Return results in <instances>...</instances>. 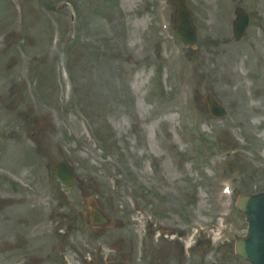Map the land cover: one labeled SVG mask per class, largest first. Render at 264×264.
Here are the masks:
<instances>
[{
	"label": "rangeland",
	"instance_id": "rangeland-1",
	"mask_svg": "<svg viewBox=\"0 0 264 264\" xmlns=\"http://www.w3.org/2000/svg\"><path fill=\"white\" fill-rule=\"evenodd\" d=\"M3 10L0 9V14L4 11V22L0 20V26H3V30L6 29V24L10 21V12L12 5L11 0H3ZM59 0H51V3L58 2ZM149 0H126V4H122V12H119L116 7H105L103 0H76L77 9L79 15L82 17V40H79L76 45L72 60L70 63L71 75L75 84V97L79 100V107H81L88 118L96 125V130L100 138L104 141H114V136H123L134 129L137 121L146 122V139L147 145H144L141 141L137 143V151L134 157H129V160L122 161L124 171L122 172L123 181L116 182L111 180V174L116 171L111 168H103L96 166L95 174L101 181H107V191L113 192L115 196V208L117 211V217L123 218L126 211H131L133 206L141 205V197L143 194L144 184L141 177L145 171L146 166L144 164V156L146 150H153L155 153H159L163 148L162 138L155 136L157 128L161 127L158 121L161 119L162 113L172 104L177 103V96L175 94V83L170 80L165 84L164 89L158 86L148 84L147 79L150 75L145 74L143 69L139 71V92L133 93L130 90L129 82L125 79L128 69L132 68V65L127 62L128 55L124 54L123 43V30L121 27L122 19L128 20L130 32L134 40L137 42V46L133 51L134 55L138 59L142 58L145 53H150L154 47L156 37L151 32L150 20L151 17L142 15L144 6L147 5ZM204 1H207L206 3ZM234 0H198L197 14L202 22L208 19L207 13H213L211 17L215 21V25L211 27L209 32L202 23L198 22L201 28V47L206 48L207 52H213L215 56H208L209 62L207 64L208 76L204 82L197 88L214 87L224 88L228 81L227 73L223 72V68L226 66V60L224 59L223 52L220 50L218 40L216 42H207V39L214 40V34L218 30L217 27L222 21L226 22V19L231 16V9ZM240 6H243L246 11L251 15L253 27L252 33L246 38L241 48L250 46L252 48L253 38H257L259 33L256 25L259 22L260 16L264 13V0H237ZM259 7L257 8L258 3ZM26 7V13L33 19L23 20L22 33L16 36L9 42L10 48L0 53V178H4V183H10L17 188H23L25 196H29L33 193L39 194L45 185L38 187L36 184V175L41 174L47 176V167L52 168L56 163L61 161L70 162L77 172L80 180H88L92 175L91 169L88 165L84 164L81 159L79 142H74L69 145H57L54 143L56 140L51 132V127L48 125L46 131L44 123L36 115H43L47 109L52 112V118H56L55 110L53 107H58V101L60 98V89H58V80L55 74L50 70L47 56L44 53V36L43 29L38 27L37 20H42L43 17L38 16L42 14V5L38 0H31V4L24 3ZM257 8V9H256ZM35 10V11H34ZM255 11V12H254ZM35 12V15H33ZM37 22V23H36ZM262 34L258 36V40H261ZM256 40V39H255ZM25 50V57H21L17 54V48ZM240 49V48H238ZM196 54V53H195ZM233 58L234 56L231 55ZM251 61L255 57V53L251 54ZM25 58L28 61L27 69L25 66H21V63L17 65L19 60ZM218 58V59H217ZM217 60V61H216ZM239 60H242L239 58ZM255 60H259L256 58ZM245 62V63H244ZM242 62V66L245 67V71L250 70L246 61ZM255 62V61H254ZM17 65V66H16ZM249 75H251L249 73ZM22 78V84L17 87L16 81L18 77ZM255 76L256 73H255ZM252 85V84H251ZM32 86V87H31ZM259 92V87L253 84ZM221 94V93H220ZM219 94V95H220ZM157 98L161 104L162 111L157 113L156 118L152 121L147 119V113L151 112L155 107L153 99ZM172 98V100H167ZM20 118V120L18 119ZM112 118L116 121L113 122ZM64 119L73 123L74 118L70 116H64ZM17 121V124L14 123ZM69 120V121H68ZM241 119L237 116L230 117L229 122L232 124L239 123ZM29 124L33 127L32 132L38 130L40 132L41 143L36 146L37 151L40 153L44 161L37 167H29L28 165L20 166L19 162H27L28 164H36L37 161L33 157V153H26L22 149V144L19 140L16 141L14 132L18 131L19 126L23 123ZM55 123V122H54ZM111 124H116L119 128L115 132L109 130ZM215 124H219L216 122ZM209 134V128H205ZM256 132L260 134L261 141L258 143L264 151V129H260L259 124L256 125ZM204 131V129H202ZM126 132V133H125ZM158 132V131H157ZM60 133H57V136ZM107 135V138L104 135ZM139 138V136H137ZM208 144L201 142L203 147L208 148L212 146L210 136L208 135ZM11 146H16V150H12L15 155H9L6 152L7 143ZM13 141L14 143H11ZM115 142V141H114ZM124 142V138H123ZM178 142L177 151L183 150V144ZM125 144V142H124ZM256 144L257 148H260ZM56 148H62L63 151H58ZM195 152L193 153L195 161L193 163L182 164L179 168L181 173L177 174V177L184 175H193L194 179L202 177V173L199 170V164L202 162L203 153L200 152V147L194 144ZM114 150H108L105 152L107 155H112ZM189 152V150H187ZM75 157H78L75 160ZM168 160L163 161L165 167ZM2 163V165H1ZM134 164L136 171H130L127 166ZM172 166V165H171ZM173 168V167H172ZM174 176L173 172L171 174ZM263 175L254 176L253 179H249L243 182V186L240 192H257L264 191V185L260 183V179ZM199 183V180H198ZM50 194L58 202L60 210L56 209L59 213L60 219L54 218V224L59 221V230L64 233V242L57 240L60 246V255L57 253L55 258H63L66 262L75 263L81 256L84 250H92L91 242H93V235L95 232L85 225V223H79V226H73L68 228L66 224V217L72 213H76L80 210L81 192L79 186L74 188L70 199L73 202V207H68L65 200L67 197L65 191H56L54 185L49 187ZM213 190L212 184H202L201 189H197L196 193L211 192ZM30 205L36 206V203ZM103 206H107L106 202ZM4 210L0 212V217L7 220L5 226L0 228V234H7L15 229L13 220L19 215L20 221L24 222V226L19 229V235L21 239H25L27 236V245L25 251L33 254L37 257L45 256L44 246L46 243L51 242L50 229L33 232L32 228L36 224H47L48 218L41 211L39 215L33 216L29 213H15L10 210H14L11 206H4ZM123 207V208H121ZM63 235V234H61ZM42 243V244H41ZM41 244V245H40ZM11 262L9 256H1L0 262ZM201 263V262H197ZM56 264V263H51Z\"/></svg>",
	"mask_w": 264,
	"mask_h": 264
}]
</instances>
